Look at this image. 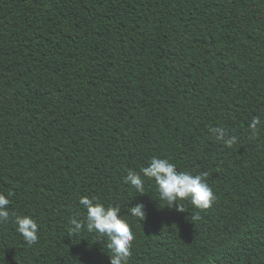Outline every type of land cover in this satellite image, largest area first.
Instances as JSON below:
<instances>
[{"label": "trees", "instance_id": "16d2710c", "mask_svg": "<svg viewBox=\"0 0 264 264\" xmlns=\"http://www.w3.org/2000/svg\"><path fill=\"white\" fill-rule=\"evenodd\" d=\"M257 116L264 0H0V193L39 236L29 245L0 222V264H110L106 237L69 236L81 197L119 206L135 236L127 264H264ZM153 157L206 172L213 205L176 211L154 180L143 193L124 182Z\"/></svg>", "mask_w": 264, "mask_h": 264}, {"label": "clouds", "instance_id": "9594fccd", "mask_svg": "<svg viewBox=\"0 0 264 264\" xmlns=\"http://www.w3.org/2000/svg\"><path fill=\"white\" fill-rule=\"evenodd\" d=\"M249 128L253 136L258 135L261 129H264V120L259 116L254 117ZM210 132L227 147H232L238 142L237 136L229 135L222 127H212ZM206 176V172L193 175L189 172L178 171L169 159L153 157L149 166L143 167L140 172L129 170L124 182L137 192L143 193L145 179L154 180L159 191V201L160 203L165 202L167 208L183 212L180 201L188 200L195 209L205 211L215 201ZM79 203L86 209V218L84 221L76 218L70 220L69 236L79 235L82 229H86L89 233L95 232L98 236L106 237L110 264H127L132 255L131 249L135 236L128 222L120 215L119 206L108 205L106 207L88 197H81ZM9 204L8 196L0 193V222H12L27 244L38 243L37 222L28 215H17L10 212ZM130 214L143 220L146 215L145 205L137 204L135 207H130ZM199 219V213L192 215L193 221Z\"/></svg>", "mask_w": 264, "mask_h": 264}]
</instances>
